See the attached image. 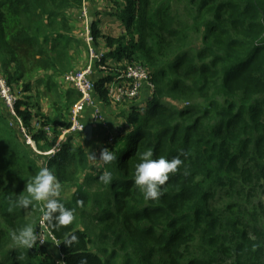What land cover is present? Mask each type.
I'll return each mask as SVG.
<instances>
[{
	"label": "trees",
	"instance_id": "1",
	"mask_svg": "<svg viewBox=\"0 0 264 264\" xmlns=\"http://www.w3.org/2000/svg\"><path fill=\"white\" fill-rule=\"evenodd\" d=\"M111 2L122 9V32L104 35L93 21L94 44L102 40L108 60L148 69L153 94L146 107L129 105L119 130H109L107 139L120 132L103 146L117 156L109 165H92L72 135L57 153L45 155L69 119L54 122L39 108L34 113L29 96L16 99L13 110L37 152L15 116L10 126L0 114L1 233L18 231L24 211H9V198L27 196V182L43 167L62 189L74 191L71 200L58 199L75 217L59 227L45 220L55 240L4 251L0 264H57L61 258L65 264H264V202L253 204L264 197V0ZM83 5L0 0V64L10 87L21 85L30 94L40 77L54 96L53 79L72 70L70 46L77 43L67 12ZM46 72L53 74L41 77ZM112 81V73L95 79L105 107ZM62 99L70 112L79 94L71 89ZM46 126L59 133L48 137ZM149 149L153 159L186 154L155 200L135 184L136 166ZM106 170L114 175L107 185L99 179ZM44 204L33 201L28 208L44 216ZM49 245L56 255L40 258L37 251Z\"/></svg>",
	"mask_w": 264,
	"mask_h": 264
},
{
	"label": "rangeland",
	"instance_id": "2",
	"mask_svg": "<svg viewBox=\"0 0 264 264\" xmlns=\"http://www.w3.org/2000/svg\"><path fill=\"white\" fill-rule=\"evenodd\" d=\"M85 3V12L80 13L81 9H77V10H72V11H68L67 14L69 16V18L72 21V27H73V37L77 40V43L74 42L71 46V53H72V70L66 74H63L60 77H55L53 79V83H55L56 88L54 91V96H50V94H48L46 92V88H45V84H40L39 80L41 79L40 77H38L35 82H33V87H32V91L29 92L30 94H26L21 85L16 87H10L8 85V77L6 76V74L3 71V68L0 64V80L2 81L3 85H5V90L1 89L2 84H0V114H2L3 116H6L10 119V126L12 125V116H15V118L17 119V123L23 128L24 132L26 133L22 122L20 119H18L16 117V114L12 112L11 110V104L14 105V102L16 101V99H18L19 97H23V96H29L30 97V105L34 111V113H37V109L39 108V112L43 113V115L49 117L52 121L54 122H65V120L69 119V123H70V112H67L65 109V103L62 99L63 94H65L68 90H71L72 88H70V86L65 82L64 77L74 71H81L84 70L88 67L89 65V52H88V44L87 42H85V37H86V33L87 31L91 30V25L93 21H97L99 23V27L100 30L102 32V34L104 35H110V36H115V37H119V35L121 34L122 30H121V26L119 21H118V15L120 13V11L122 9H116L115 5L111 2V0H83ZM91 32V31H90ZM1 44V42H0ZM80 44V45H79ZM1 47V46H0ZM98 49L99 51H105L106 49L104 48V44L102 42V40H100V43L98 45ZM1 56V55H0ZM52 72H46V73H41V77L47 76V75H52ZM74 90V89H73ZM145 91V90H144ZM142 92V95L144 97L143 101H140L142 99L139 98L138 101H136V104H138L140 107H143L145 104L147 105L148 102H145L146 100H149L148 96L153 94V90H150L148 92ZM60 95L61 99L58 100L56 98V95ZM178 106L179 104L176 103ZM116 110L117 108V113L120 112L119 106H115L112 105ZM55 125V124H54ZM56 126V125H55ZM101 126H102V131L104 132V137L102 139H104V142L102 141H97L100 142L99 144L94 143L93 145L91 144H84L85 143V137L83 135L77 136V135H72L73 136V140L75 141L73 143V145L75 147L84 144L86 148L88 154H89V158H90V153L94 152L97 155V158H99V153L100 151L103 149L104 143L106 142V135L109 134V130L111 128V120L106 119V117L103 115V120L101 122ZM55 131L53 133L52 131V135L55 134V132L59 133V130H57L56 127H54ZM23 132V131H22ZM27 134V133H26ZM28 135V134H27ZM30 137V136H29ZM60 138V137H59ZM93 139V136H92ZM92 139L90 141H92ZM63 140V139H62ZM87 142V141H86ZM60 139L58 141L57 144L60 145ZM56 144V145H57ZM56 147V146H55ZM91 164L92 165H98L103 164L100 161H96V160H92L90 158ZM45 161L43 160V164ZM83 179V176L80 177V180ZM69 190L68 188L63 189L62 194L63 195H68L69 194ZM73 191V190H72ZM260 201L264 202V197H260L254 200L253 204L255 205V203H258ZM43 202V201H42ZM21 209H23L24 211V218L23 220H21L20 222V227L18 229L19 230L23 229L26 226L31 225L38 236V239L35 243V246H40L39 244V235L42 232V228L44 227V216L42 215H38L36 216L35 214H33V212L29 209V208H23L20 206ZM43 209V207H42ZM43 212V211H42ZM2 223V222H0ZM261 224L264 226V216L263 219L261 220ZM4 223L0 224V257L1 254L4 251H10V250H14L17 249V247H20L19 245L16 244V242L12 239V234L13 231H9V233L3 235L1 233V228L3 227ZM2 226V227H1ZM6 227V226H5ZM82 227V226H80ZM7 229V228H6ZM53 247V245H52ZM52 247L49 245L48 249L46 247L43 248V250L45 251H37V253L40 255V258L43 257H47L49 256H54L56 250L53 247L54 251L52 250ZM39 248V247H38ZM56 255V254H55Z\"/></svg>",
	"mask_w": 264,
	"mask_h": 264
},
{
	"label": "built area",
	"instance_id": "3",
	"mask_svg": "<svg viewBox=\"0 0 264 264\" xmlns=\"http://www.w3.org/2000/svg\"><path fill=\"white\" fill-rule=\"evenodd\" d=\"M82 12H85V3L80 13ZM90 31H87L85 37V42L88 44L90 58L88 67L81 71H74L64 77L65 82L70 86V88L77 91L79 99L71 109L70 127L62 131L60 142L69 135L84 136V132L88 126L85 120L87 115H91L94 121L101 124L103 120L101 107L105 108V106L100 100V97L95 89V79L97 77L103 78L106 77L108 73H112L113 81L107 84L108 96L110 103L119 107L123 105L129 106L136 103L146 87H149L150 90H154V86L150 82L148 69L138 64H128L125 62L116 63L111 59L108 60L106 58V54H108V52L106 50L99 51L94 44L93 36ZM0 84H2L1 89L5 90V85H3L1 80ZM13 106L14 105L11 104L10 107L14 113ZM43 130L47 133L48 137H52V127L46 126L43 127ZM22 131L27 139V143L36 151L35 144L33 143L31 137L24 132L23 128ZM115 136V133L110 135L107 141L112 144ZM60 147L61 145L57 144L53 150L45 153V155L49 156L57 153L60 150ZM43 220L45 224V219ZM48 236L52 240H55L45 224L42 228L41 234L39 235L40 246H44L46 244ZM57 264H65L63 258L58 259Z\"/></svg>",
	"mask_w": 264,
	"mask_h": 264
},
{
	"label": "clouds",
	"instance_id": "4",
	"mask_svg": "<svg viewBox=\"0 0 264 264\" xmlns=\"http://www.w3.org/2000/svg\"><path fill=\"white\" fill-rule=\"evenodd\" d=\"M153 151L151 149L145 151L141 155V163L136 166L135 184L139 186L145 194V199H158L164 194L162 186L168 181L169 174H175L179 166L183 163L180 155H186L181 152L172 159H167L164 156L158 159H153ZM92 160H98L105 165H109L117 160L114 151L103 148L97 158L96 153H90ZM100 181L104 184H110L114 180L112 171H105L100 177ZM26 191L27 196H18L17 199L9 198L11 207L9 211L16 206L28 208L33 204V201L45 202L44 219L53 223L54 226H64L73 222L74 210L66 208L64 204L58 199L62 194V185L57 179L54 172L48 167H43L39 172L27 182ZM80 203V202H78ZM12 239L17 245L33 248L38 236L35 229L29 225L13 232ZM77 237L73 236L72 241ZM81 264H87L86 260H82Z\"/></svg>",
	"mask_w": 264,
	"mask_h": 264
},
{
	"label": "crops",
	"instance_id": "5",
	"mask_svg": "<svg viewBox=\"0 0 264 264\" xmlns=\"http://www.w3.org/2000/svg\"><path fill=\"white\" fill-rule=\"evenodd\" d=\"M146 90V89H145ZM144 92H146V91H144ZM141 97H142V99L140 100V101H143L144 100V97H143V95H141ZM140 97V98H141ZM149 98V97H148ZM145 102H148V100H146ZM128 105H123V106H120V107H122V108H119L120 109V112L119 113H117V109L116 110H114L115 108L113 107V106H107V107H105V108H103V107H101V111H102V113H103V115L106 117V119H107V121L108 120H111V128L109 129V130H115V129H118L120 126L119 125H121V124H123L122 122V113H126L127 115L129 114V108L127 107ZM147 105L145 104L143 107H146ZM86 122H87V124H88V126H92L93 127V139H92V141H87L86 139H84L85 140V145L86 144H91V145H93L94 143H97V144H99L100 142H97V141H102V142H104V139H102L103 137H104V132L102 131V126H101V124L100 123H98V122H96V121H94V119L92 118V116L91 115H87L86 116ZM109 130H107V131H109ZM119 130V129H118ZM121 131H123V129L121 130ZM109 133H110V131H109ZM115 134L117 135V134H120V132H115ZM87 141V142H86ZM106 141H107V138H106ZM75 141H73V143H74ZM84 144H82L85 148H89V147H86ZM104 144H106V143H104ZM97 161V160H96ZM70 192H69V194L68 195H63V194H61V196L60 197H62V198H64V199H66V200H71L72 199V196H73V192L74 191H72V190H69ZM43 203H45V202H43ZM45 205V204H44Z\"/></svg>",
	"mask_w": 264,
	"mask_h": 264
},
{
	"label": "water",
	"instance_id": "6",
	"mask_svg": "<svg viewBox=\"0 0 264 264\" xmlns=\"http://www.w3.org/2000/svg\"><path fill=\"white\" fill-rule=\"evenodd\" d=\"M93 136V127L92 126H87L85 132H84V137L87 141H90Z\"/></svg>",
	"mask_w": 264,
	"mask_h": 264
}]
</instances>
